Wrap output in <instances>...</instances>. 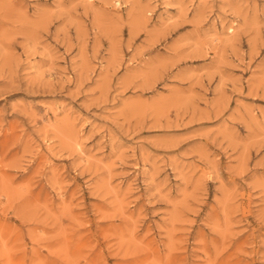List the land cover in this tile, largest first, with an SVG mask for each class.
<instances>
[{"label":"rangeland","instance_id":"rangeland-1","mask_svg":"<svg viewBox=\"0 0 264 264\" xmlns=\"http://www.w3.org/2000/svg\"><path fill=\"white\" fill-rule=\"evenodd\" d=\"M0 264H264V0H0Z\"/></svg>","mask_w":264,"mask_h":264}]
</instances>
